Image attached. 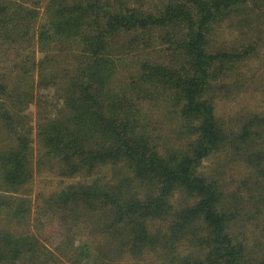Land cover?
I'll return each instance as SVG.
<instances>
[{
	"label": "trees",
	"instance_id": "16d2710c",
	"mask_svg": "<svg viewBox=\"0 0 264 264\" xmlns=\"http://www.w3.org/2000/svg\"><path fill=\"white\" fill-rule=\"evenodd\" d=\"M224 25L238 43L215 42ZM250 91L260 107L217 117ZM221 159L245 171L264 240V0H0V264H264V242L229 233L250 209L239 189L227 209ZM41 174L33 221L54 211L56 246L9 229Z\"/></svg>",
	"mask_w": 264,
	"mask_h": 264
},
{
	"label": "rangeland",
	"instance_id": "374dc122",
	"mask_svg": "<svg viewBox=\"0 0 264 264\" xmlns=\"http://www.w3.org/2000/svg\"><path fill=\"white\" fill-rule=\"evenodd\" d=\"M41 11L42 10H40V13ZM40 24L41 22L38 21L37 27H39ZM213 39L218 45L226 44L228 46L232 42L235 43L237 41L238 43L241 37L239 33L234 31V29L228 30L227 26L224 25L222 28L215 30ZM24 41L26 40L22 41V47L18 49L19 55L22 58L26 56L27 51L30 49L29 43L26 42L28 44L27 45L26 43H23ZM246 64L247 65H245L242 68V72L248 76L250 75L253 69L259 67L257 63H246ZM262 99L263 97L255 91H250L247 94L241 93L239 95H233V96L230 95L229 98L220 97L216 101L215 113L217 117H220L225 123L228 122L231 127H234L239 117H242V113L244 114L247 111L252 112L253 110H255L256 107H260V105L263 103ZM25 114H27V116L30 118L31 127L34 128L36 125V115H37L36 104H33V103L30 104L27 107ZM33 150H34V153H36L37 145H36L35 139L33 141ZM223 162L224 160L221 159L217 162L216 167H209L210 166L209 164H207V167L209 169L217 168L219 170H222V173L218 175L219 177H217L216 180L219 182V184L221 182V185H223V190H222L223 195H224L223 199L225 200L224 202L226 204V207L230 206L227 209H229V211H232V209L234 210L236 208V206L233 205V202H231L232 201L231 197L232 195H234L235 190L239 189L240 191H238L239 193L237 194L242 195L243 198H247L246 203L249 204L248 208L251 210L250 211L247 209V212H248L247 217H246V209H242V211H240L239 213L238 211L237 213H234L235 219L230 225L229 233L231 235L236 234V236L238 237L237 239L239 241L244 240V242H246L247 245H249L250 247H253L259 242H264V240L262 239L263 236L261 233V228L263 224L259 223V219L250 218L253 213L252 211H254V209L252 206H250L251 201H250V198L248 197V194L246 193V190L244 188L242 189L240 182L237 181L238 178L243 176L245 171L240 166H237L236 169H233L232 171H230V168L232 167H227L228 165L224 168L221 167L224 164ZM51 179L52 178L47 174L35 175L32 183L29 184L27 188L23 190V192L21 191L18 195H16L17 197H22L24 200H28L30 204L29 210H30L31 216H30L27 227H22L20 225L12 224V226H10L9 228L12 232L15 231L18 234L22 233V229L28 231L29 233L39 232L36 238L40 242L39 236L41 234V237H40L41 242L46 246L48 244H53L56 246V242H58L57 237L59 236H54L53 234V228L58 226L57 224L54 223L56 222L55 218H57V216L53 218L54 211H51L48 213L47 217H44V216L42 217L41 215L39 216L40 218L37 219V221H33V220L34 218L36 219L37 213L41 214L40 208L42 206V200L40 196L41 195L45 196L44 194H47L50 191L51 186L53 185V182H54V180H51ZM244 192L246 194H244ZM51 215H52V218L50 220L49 217ZM259 215H260L259 218L262 221H264V207ZM34 222H37V223H34ZM86 232L87 231H84V229H81V240L86 238L87 236ZM86 241H88V239ZM153 256H154L153 254L146 256L144 260L140 261V264H149L151 261L153 262Z\"/></svg>",
	"mask_w": 264,
	"mask_h": 264
}]
</instances>
